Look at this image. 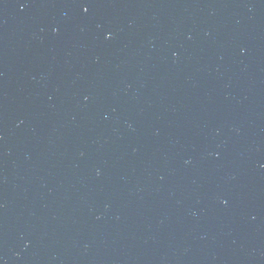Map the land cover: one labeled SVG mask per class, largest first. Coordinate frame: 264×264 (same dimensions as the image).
Returning a JSON list of instances; mask_svg holds the SVG:
<instances>
[{
	"label": "water",
	"instance_id": "water-1",
	"mask_svg": "<svg viewBox=\"0 0 264 264\" xmlns=\"http://www.w3.org/2000/svg\"><path fill=\"white\" fill-rule=\"evenodd\" d=\"M0 264H264V0H0Z\"/></svg>",
	"mask_w": 264,
	"mask_h": 264
}]
</instances>
